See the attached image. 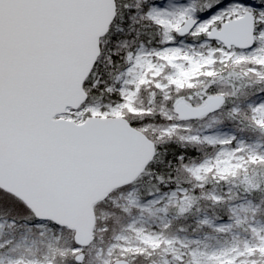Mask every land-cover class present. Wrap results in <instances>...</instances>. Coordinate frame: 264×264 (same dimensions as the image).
Returning a JSON list of instances; mask_svg holds the SVG:
<instances>
[{
  "label": "snow or ice",
  "instance_id": "obj_1",
  "mask_svg": "<svg viewBox=\"0 0 264 264\" xmlns=\"http://www.w3.org/2000/svg\"><path fill=\"white\" fill-rule=\"evenodd\" d=\"M0 264H264V0H0Z\"/></svg>",
  "mask_w": 264,
  "mask_h": 264
}]
</instances>
